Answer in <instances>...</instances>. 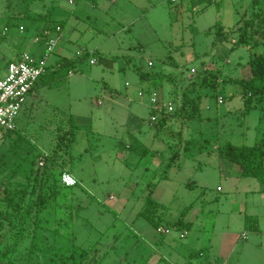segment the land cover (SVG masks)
<instances>
[{
  "label": "rangeland",
  "instance_id": "1",
  "mask_svg": "<svg viewBox=\"0 0 264 264\" xmlns=\"http://www.w3.org/2000/svg\"><path fill=\"white\" fill-rule=\"evenodd\" d=\"M188 1L0 0V76L22 52L45 51L36 38L48 26L58 39L50 68L76 61L43 75L0 149V213L12 208L7 198L34 205L30 235L1 255L14 246L8 234L0 264H72L75 246L82 264H264V184L217 154L227 142L264 137V98L244 111L243 86L229 80L252 78L240 29L264 13V0H204L193 9ZM149 88L165 101L182 93L167 121L152 124L148 97L138 95ZM64 113L80 125L68 155L57 129ZM64 171L80 185L38 206ZM151 192L168 233L140 214ZM246 215L258 216V230L246 228Z\"/></svg>",
  "mask_w": 264,
  "mask_h": 264
},
{
  "label": "trees",
  "instance_id": "2",
  "mask_svg": "<svg viewBox=\"0 0 264 264\" xmlns=\"http://www.w3.org/2000/svg\"><path fill=\"white\" fill-rule=\"evenodd\" d=\"M202 1L204 0H189L188 1L189 7L193 9ZM56 26L57 23H54L53 27L55 28ZM240 30H241L240 31L241 41L251 45L249 65L252 72V78L250 79L230 78L229 80L236 81L242 84L244 111L248 112L253 104V99L255 97H258V100L264 98V51L257 50L258 46L261 45L262 42L264 41V34H262L263 36L261 39H259L260 37H257L258 36L257 34H261V32L264 31V13H256L252 18L247 19ZM75 62H76L75 60L69 58L61 59L59 61L60 66L57 72L65 68L69 69L71 66H74ZM137 69L140 72V75L143 79H150L151 77L153 78L155 77L153 75H150L149 73L142 72V70H140L139 67H137ZM48 71H49V66L47 72ZM41 78L37 82L36 88L38 85L41 84L42 81ZM176 110L177 109L175 108V112ZM62 116L63 118L60 120L57 129L59 131L58 132L59 136H64L65 143L63 144V142H61L59 145H63L64 151L68 155L71 154L72 146L76 140V136L80 128V125L77 122L76 117L72 113H64ZM162 117L163 120L166 121L168 120L167 115H164ZM11 133L7 136V138L11 135ZM217 154L221 158H225L229 160L230 162L228 163L229 167L233 164L236 165L235 170L237 171L238 174L256 178L258 181L264 184V137L260 139L259 138L256 139L254 144L251 145L241 146V145H235L232 142H227L224 145L218 146ZM49 160H52V163L55 162L54 159L50 158ZM36 161L37 160L35 158L31 161V165H33V167L31 168L29 173L30 172L32 173L35 170L34 165ZM36 176H38L37 172H36ZM52 184L53 185L51 186V188L53 189V192H51L50 194L46 193L44 196H40V198H38L37 201L38 206L42 204L43 205L47 204L48 199L53 198V196L57 198L56 196L62 195L63 194L62 191L65 188L71 189L72 187H74V186L63 185L61 182V175L59 176V178H54L52 180ZM29 185L30 183H26L25 185L23 184V188L26 189L27 187H29ZM78 185H80V183H78ZM262 191H264V189ZM7 203H9L10 206L12 205V208H10L4 214H2V212L0 213V244L3 243V241L8 236V234L11 235V238L14 240L15 243L14 246L5 249V251H3L1 255H6L10 252L17 251V249H19V246L24 241V239L30 235L29 234L30 227H28L29 215L34 206L31 203L24 206L18 202H13V200L9 198H7ZM161 208H162V204L159 201L152 198V192H151L147 197L146 206L145 208L142 209L140 214L148 222H150L155 228L158 229L159 227L163 226L162 225L163 218L161 215H159V211ZM177 223L182 227H186L187 225L182 220H178ZM6 224L8 227L6 226ZM245 226L246 228H250L252 230H258L259 228L258 216L246 215ZM36 228L37 227H34L35 230ZM38 236L39 234H37L36 232H33L31 234L32 239L38 238ZM73 248L74 249L72 251V254L70 255L72 264H82L84 253L81 254V258H78L76 254L77 247L75 246ZM51 261L54 262V259H51Z\"/></svg>",
  "mask_w": 264,
  "mask_h": 264
},
{
  "label": "built area",
  "instance_id": "3",
  "mask_svg": "<svg viewBox=\"0 0 264 264\" xmlns=\"http://www.w3.org/2000/svg\"><path fill=\"white\" fill-rule=\"evenodd\" d=\"M167 1L175 2L176 0ZM20 30H24V28L20 27ZM60 30L61 27L56 26V31ZM43 35L46 44L44 55L36 57L29 52H22L17 58L8 61L6 74L0 76V149L7 136L16 130L18 116L27 103L28 97L35 94L37 82L47 72L48 57L55 51L58 39L51 38L47 31H44ZM95 61L94 58L90 60L91 63ZM143 95V92H139L140 97ZM220 100L223 101L224 98L221 96ZM149 104L152 124L157 122L160 117L175 112L173 103H165L161 100L159 92L155 89L149 91ZM61 182L65 186H76L80 183L68 171L61 174ZM157 230L165 232L162 226Z\"/></svg>",
  "mask_w": 264,
  "mask_h": 264
},
{
  "label": "crops",
  "instance_id": "4",
  "mask_svg": "<svg viewBox=\"0 0 264 264\" xmlns=\"http://www.w3.org/2000/svg\"><path fill=\"white\" fill-rule=\"evenodd\" d=\"M60 26L61 27V30L58 32L57 31V33H58V35H59V38L61 37V36H63L62 35V33H63V26L61 25V24H58L57 23V26ZM49 27V26H48ZM48 27H46V29L44 30V31H47L48 32V34L50 35V30L48 29ZM55 29H56V27H55ZM43 36L41 37V36H39V37H37L36 38V43H40V46H42V45H45V51L44 52H42V54L40 53L39 54V56L38 55H36V54H33L34 56H36V57H40V56H42V55H44L45 53H46V44H45V41H43ZM70 40L72 39L71 38V36H70V38H69ZM56 49V48H55ZM35 52H36V49H35ZM55 52V51H54ZM53 52V53H54ZM37 53V52H36ZM32 54V53H31ZM38 54V53H37ZM79 56H83L82 55V52H78L77 53ZM61 59H63V58H60V59H57L56 60V63L55 64H52V66H53V69H51L50 68V64H49V71H51L52 73H53V75L57 72V70H59V66H60V63H59V61L61 60ZM69 59H72V58H69ZM95 59V58H94ZM72 60H74V59H72ZM96 60V59H95ZM96 62V61H95ZM94 62V63H95ZM76 64V63H75ZM75 64H74V66H75ZM150 66H153V64L152 63H150ZM69 73H71V70L69 71ZM150 75H152V74H150ZM156 78H157V76L155 75V77H154V82H155V80H156ZM153 89H157V88H149V89H147V90H145L146 92H143L144 93V95L142 96V97H145V96H147L148 97V101H149V91H151V90H153ZM157 91H158V89H157ZM140 92H142V91H140ZM138 95H139V93H138ZM160 96H161V100H162V95L160 94ZM173 98H170V99H167V101H165V100H163L165 103H173V101H174V99H177L178 101H181V99H182V93H179L178 92V90H176L175 92H174V94H173ZM33 97V96H32ZM140 97V96H139ZM164 99V98H163ZM101 103V102H100ZM171 115H173V114H171ZM167 116H169V115H167ZM230 168H231V171H232V169H233V172L234 171H236L235 169H234V167H233V165H231L230 166ZM72 173V172H71ZM73 174V173H72ZM234 175V174H233ZM158 231V230H157ZM167 231V232H166ZM164 233L163 232H161V233H163V234H165V233H168L169 232V230L167 229ZM159 232V231H158ZM187 233H188V231L187 230H184V232H183V235L184 236H186L187 235ZM243 236H244V238H246V235L245 234H243Z\"/></svg>",
  "mask_w": 264,
  "mask_h": 264
}]
</instances>
